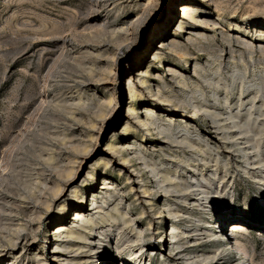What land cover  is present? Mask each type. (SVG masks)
<instances>
[{"label":"rangeland","instance_id":"obj_1","mask_svg":"<svg viewBox=\"0 0 264 264\" xmlns=\"http://www.w3.org/2000/svg\"><path fill=\"white\" fill-rule=\"evenodd\" d=\"M183 4L196 8L195 17L183 14ZM243 76L264 114V0H0V223L2 205L33 196V180H54L51 205L35 222L37 251L23 258L52 255L67 240L59 226L74 221L76 210L96 208L92 194L106 176L114 182L107 184L110 204L144 226L151 193L168 207L157 214L154 233L144 228L151 258L112 249L107 262L84 264H186L162 254L174 253L173 234L201 229L210 238L224 231L225 217L228 233L198 248L225 250L231 264H264V187L243 171L238 146L222 147L224 129L234 131L225 87H233L235 105ZM201 106L221 114L219 130ZM182 135L196 145L180 143ZM204 158L230 161L238 173L234 194L213 190L212 215L185 202L193 186L188 172L164 188L175 166L200 171L208 168ZM21 206L22 218L32 219V209ZM115 228L100 237L109 251L122 238ZM0 264H10L1 251Z\"/></svg>","mask_w":264,"mask_h":264},{"label":"bare ground","instance_id":"obj_2","mask_svg":"<svg viewBox=\"0 0 264 264\" xmlns=\"http://www.w3.org/2000/svg\"><path fill=\"white\" fill-rule=\"evenodd\" d=\"M182 9L183 14L195 17V7L190 6V4H183ZM244 80L245 77H241L240 95L237 99L238 101L236 103L234 102L238 107L232 105V100L229 95L233 87L229 85H226L225 87V108L228 109V111H226L229 113L230 118L233 119L232 129H234V131L226 133L228 129H224L225 134L223 139L226 141L223 140L222 147L228 148V150H235L231 145L238 146L239 151L243 153L245 159L246 166H242L243 171L251 175L259 186L264 187V119H262L264 114L258 113V111L261 110V108L258 107L259 97L252 96L253 94H248L245 85L246 82ZM206 107L208 106L206 105ZM200 108L201 110L203 108L206 114H209L210 116L213 115L214 121L217 124V127L215 128L219 130L221 123L219 117L221 114L218 113V111H216V113H210V110L205 109L203 106ZM194 126L198 127L196 124ZM217 133L221 137L220 131ZM178 141H180V143L187 142L190 146L196 145V141L194 142V140L189 139L188 136L186 137L185 135L180 136ZM211 143L212 142H210V144ZM201 149L207 151V149L203 147ZM220 154L218 156H221ZM230 155L231 153H229V157L232 158ZM193 160L196 161V159ZM204 160L207 162L208 168L206 167L200 170V174L197 173L200 172L198 171L200 168L199 165L187 164V166H194L196 169L199 167L198 170H195L194 168V171H189V169L187 170L184 167H181V165L175 166L177 171L176 173L174 172V176H167V184L164 188L170 190V188L175 187L172 184L173 179L177 178L178 181V178H181L183 175L181 170L188 172L190 178L185 181H191L193 186L189 190L190 193L183 196L185 202L190 207H196V205L197 207L200 206L212 215L213 209L215 208L213 204L216 199L213 198V195H215L213 190L217 189V193L223 197L229 196V194H234L238 173H232L230 171V161L227 162L226 160V163H223L222 160L220 161L219 159H216L215 162L217 164L214 165L215 162H213L212 159L204 158ZM151 169L153 173H158L160 176L161 170L156 165H153ZM129 176L131 177L129 178L131 181L130 185H132V190H134L136 185L131 179L136 175L132 172ZM200 181L205 182L206 184L204 183L205 185L202 188L197 189L202 183ZM53 182L54 180L52 177L41 183H36V181L33 180L29 186L30 190L33 192V196L28 197L27 194H24V197L27 198L26 201L10 199L5 205H2V212H4L6 224L0 223V251L3 253L6 262H9L10 264H17L19 262H21V264L105 263L111 255H113L114 252H112V249H116V253H122L123 249H129L136 254L146 253V256H149V258L152 257L154 250L143 244L145 240L144 228H146L147 231L150 229L154 233L156 228L155 218H157V214L160 210L163 211V208L167 209V201L158 203V199L154 197L152 193L147 197L150 201V206L146 209V225L144 226L141 221L137 220L130 212L124 211L123 208L121 209L118 205L110 204L111 200L114 199V195L107 189V187H109L107 184H114V182H112L109 177L105 176L100 192H93L92 194L91 201L96 208L94 210H76L75 215L77 217L74 221L59 226L58 229L61 233L60 237L63 238L66 236L67 240H63L64 243L58 242L52 255L40 252L36 258L28 256L23 258L29 251H37L34 247L35 239H37L36 237L38 236L35 222H39L41 210L45 206L51 205L50 195L53 191ZM139 182L140 184H143L145 188L148 187L145 183L144 175L139 177ZM62 189L63 188H60L61 191H63ZM24 193H26V191H24ZM167 198L168 197H164V201ZM18 199H20V195ZM224 202H226L225 199ZM21 203H23L26 208L32 209L34 213L32 219L26 220L23 219L24 217L22 218L24 207H20ZM114 210H116L119 216L114 214ZM109 218H111V220H109ZM107 221H109L108 227L110 226L113 229L117 227L122 233L121 240L118 239V243L113 245L110 251L106 248L109 246L108 243L102 242L103 238H105L104 235H106L104 231L108 228H105ZM205 221L203 220L204 223L209 222ZM221 223L224 225V231L214 232L215 235L211 234L210 238H207V235L205 234L207 232H203L201 229L197 230L199 233H196V235L188 230L182 231V229H178L177 232L173 234L170 242L174 249V253L168 255V253L163 252V256H165L168 261L174 259H180V261L184 260L186 261V264H231L232 261L228 259L225 250L210 252L198 248V246L203 244L206 240L211 238L217 239L221 234L228 233L229 221L227 217L222 219ZM172 224L175 229L179 228L177 225H174V222H172ZM113 229H109V232L113 233ZM101 236H104L102 240L100 238ZM250 259L252 263L253 258L250 257Z\"/></svg>","mask_w":264,"mask_h":264}]
</instances>
